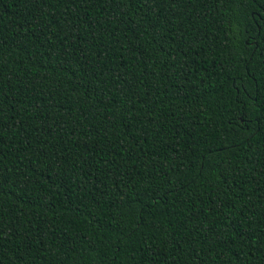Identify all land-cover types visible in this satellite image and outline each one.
<instances>
[{"label": "trees", "instance_id": "trees-1", "mask_svg": "<svg viewBox=\"0 0 264 264\" xmlns=\"http://www.w3.org/2000/svg\"><path fill=\"white\" fill-rule=\"evenodd\" d=\"M0 264H264V0H0Z\"/></svg>", "mask_w": 264, "mask_h": 264}]
</instances>
